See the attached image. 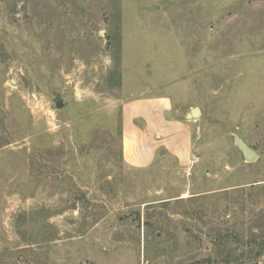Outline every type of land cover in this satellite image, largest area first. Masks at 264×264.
<instances>
[{"label": "rangeland", "instance_id": "1", "mask_svg": "<svg viewBox=\"0 0 264 264\" xmlns=\"http://www.w3.org/2000/svg\"><path fill=\"white\" fill-rule=\"evenodd\" d=\"M159 94L188 162L131 168ZM0 264H264V0H0Z\"/></svg>", "mask_w": 264, "mask_h": 264}, {"label": "crops", "instance_id": "2", "mask_svg": "<svg viewBox=\"0 0 264 264\" xmlns=\"http://www.w3.org/2000/svg\"><path fill=\"white\" fill-rule=\"evenodd\" d=\"M186 119V113L182 115L167 96L130 99L123 108L124 162L131 168L146 169L164 156L185 166L189 157Z\"/></svg>", "mask_w": 264, "mask_h": 264}, {"label": "water", "instance_id": "3", "mask_svg": "<svg viewBox=\"0 0 264 264\" xmlns=\"http://www.w3.org/2000/svg\"><path fill=\"white\" fill-rule=\"evenodd\" d=\"M11 84H15L16 82L13 79H10ZM55 106L56 108H62L63 102L60 99L59 96H56L55 98ZM200 109L198 107L192 108L187 114L186 118L188 120L195 119L200 116ZM232 136V143L233 145L238 149V151L241 153L244 161L246 162H253L257 160L258 153L253 149L251 146H249L246 141L240 137L236 132L231 133Z\"/></svg>", "mask_w": 264, "mask_h": 264}]
</instances>
